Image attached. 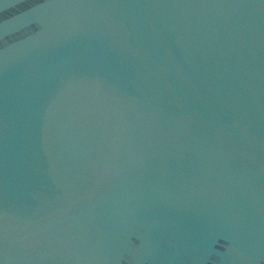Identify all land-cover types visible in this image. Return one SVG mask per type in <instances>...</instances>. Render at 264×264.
I'll list each match as a JSON object with an SVG mask.
<instances>
[{
    "label": "water",
    "instance_id": "water-1",
    "mask_svg": "<svg viewBox=\"0 0 264 264\" xmlns=\"http://www.w3.org/2000/svg\"><path fill=\"white\" fill-rule=\"evenodd\" d=\"M0 264H264V0H0Z\"/></svg>",
    "mask_w": 264,
    "mask_h": 264
}]
</instances>
